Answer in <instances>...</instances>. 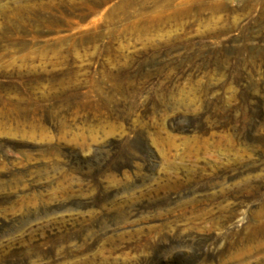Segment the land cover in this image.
I'll use <instances>...</instances> for the list:
<instances>
[{
	"label": "rangeland",
	"instance_id": "obj_1",
	"mask_svg": "<svg viewBox=\"0 0 264 264\" xmlns=\"http://www.w3.org/2000/svg\"><path fill=\"white\" fill-rule=\"evenodd\" d=\"M181 1L0 0V264H264V0Z\"/></svg>",
	"mask_w": 264,
	"mask_h": 264
},
{
	"label": "bare ground",
	"instance_id": "obj_2",
	"mask_svg": "<svg viewBox=\"0 0 264 264\" xmlns=\"http://www.w3.org/2000/svg\"><path fill=\"white\" fill-rule=\"evenodd\" d=\"M173 1V0H172ZM191 1V0H190ZM168 2H169V0H168ZM167 2V6H170V4ZM175 2V1H174ZM181 2H183V0L181 1ZM173 4V3H172ZM182 4H184V3H182ZM180 5H181V3H180ZM173 6H176V5H173ZM175 8V7H174ZM177 8H178V6H177ZM176 9V8H175ZM178 12V11H177ZM176 12V13H177ZM175 13V12H174ZM180 13V12H179ZM182 13V12H181ZM178 14V13H177Z\"/></svg>",
	"mask_w": 264,
	"mask_h": 264
}]
</instances>
